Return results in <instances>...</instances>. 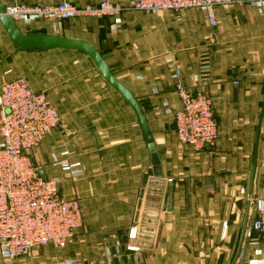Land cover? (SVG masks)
<instances>
[{"label": "crops", "instance_id": "crops-1", "mask_svg": "<svg viewBox=\"0 0 264 264\" xmlns=\"http://www.w3.org/2000/svg\"><path fill=\"white\" fill-rule=\"evenodd\" d=\"M0 1L7 8L63 0ZM67 1L84 8L104 1L128 6L136 0ZM216 16V27L200 10L17 23L25 35L58 31L99 51L140 103L154 151L134 110L92 59L65 49L18 51L0 23V88L23 78L34 92L46 94L60 115L59 126L32 151V158L47 178L60 180L63 196L80 201L84 217L66 248L48 245L10 263L264 264V253L256 255L261 245L246 234L258 216V202H264V116L259 124L264 112V0L218 7ZM204 64L209 70L205 78ZM177 82L213 102L218 139L201 152L177 138L169 113L182 109ZM158 174L167 186L153 247L130 252L129 233L141 220L148 183ZM250 192L247 229L234 263Z\"/></svg>", "mask_w": 264, "mask_h": 264}, {"label": "built area", "instance_id": "built-area-1", "mask_svg": "<svg viewBox=\"0 0 264 264\" xmlns=\"http://www.w3.org/2000/svg\"><path fill=\"white\" fill-rule=\"evenodd\" d=\"M243 4V0H136L128 6L104 1L98 6L78 8L63 0L52 6L14 4L6 8V15L19 23L102 17L117 19L126 11L158 15L167 11L200 10L206 12L209 25L216 27V8L230 9ZM201 75L206 77L203 73ZM176 91L182 109L169 113L174 117L179 142L195 152L214 146L218 128L212 100L203 92L187 89L181 82H177ZM59 124L60 115L46 94L34 92L25 79L8 81L1 86L0 253L9 262L31 258L36 250L48 245L62 250L83 227L80 201L62 195L59 179H44L42 168L32 158V151ZM257 213L246 234L252 239L256 237L253 244L261 245L256 255H262L264 202H258ZM137 236L138 229L133 228L129 233L130 252L139 250L134 246Z\"/></svg>", "mask_w": 264, "mask_h": 264}, {"label": "water", "instance_id": "water-1", "mask_svg": "<svg viewBox=\"0 0 264 264\" xmlns=\"http://www.w3.org/2000/svg\"><path fill=\"white\" fill-rule=\"evenodd\" d=\"M0 15V23L7 32L8 36L10 37L12 44L18 51L47 52L57 49H65L82 53L92 59V61L94 62L106 82L111 85L112 88H114L122 96L125 102L134 110L141 126L144 138L148 144V147L151 151H154L155 145L153 142L150 126L140 103L132 94V92H130V90H128L116 78V76L113 74L110 67L108 66L99 51H97L94 47H92L89 43L85 41L63 38L60 36V33L58 31L55 35L42 33L29 35L23 34L19 29L17 23L10 16L6 15V7L1 3V1ZM202 71L204 75L208 76L209 70L207 64H204ZM263 116L264 112L261 115L259 124H261ZM41 175L44 179H47L44 172H41ZM166 186L167 181L163 178L161 174L154 176V178L150 179L148 183V196H146V204L144 205V209L141 213L140 226L135 244V247L138 249H150L153 247L155 234L158 226V218L160 215L162 197ZM251 198L252 193L250 192L246 219L241 235L239 248L234 259V263L237 261L241 254V246L247 229L248 212L251 206Z\"/></svg>", "mask_w": 264, "mask_h": 264}, {"label": "rangeland", "instance_id": "rangeland-1", "mask_svg": "<svg viewBox=\"0 0 264 264\" xmlns=\"http://www.w3.org/2000/svg\"><path fill=\"white\" fill-rule=\"evenodd\" d=\"M243 1H244V0H243ZM243 5H244V4H243ZM243 5H242V6H243ZM15 73H19L18 67H17V70L14 71V76L16 75ZM17 78H19V77H17ZM254 203H255V202H254ZM139 226H140V222L138 223V226H136V227H134V228H137V229L139 230ZM0 258H1L3 264H12V263H10V262L6 259V257H5L2 253H0Z\"/></svg>", "mask_w": 264, "mask_h": 264}]
</instances>
